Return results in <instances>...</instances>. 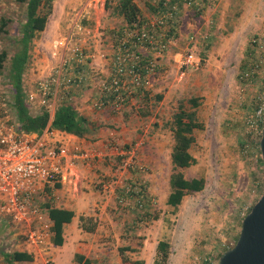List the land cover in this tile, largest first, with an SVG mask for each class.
<instances>
[{
	"label": "rangeland",
	"instance_id": "1",
	"mask_svg": "<svg viewBox=\"0 0 264 264\" xmlns=\"http://www.w3.org/2000/svg\"><path fill=\"white\" fill-rule=\"evenodd\" d=\"M117 1L93 0L83 14L84 0H50L51 13L46 30L42 31L43 37L41 32L30 44V60L22 76L23 89L28 90L41 77L35 74L32 61L48 50L44 49L45 43L53 51V41L64 34L73 19L86 27L87 34L81 35L85 34L84 48L88 52L109 50L112 36L126 26L112 11ZM159 1L132 0L138 9L137 21L151 18ZM201 1L203 7L212 2ZM227 2L226 23L222 22L217 30L213 21L209 24L207 19L198 24L192 21L187 9H182L184 22H180L177 37L160 62L159 79L153 81L148 99L124 108L117 114L115 123L101 125L102 129L118 132V137L123 139L116 145L119 149H135L140 168L132 170L139 173L157 163L166 180L171 172L168 153L172 146L168 123L179 102L190 97L198 99L196 118L202 129L193 132L194 141L189 149L194 164L182 173L187 180L203 179V189L183 196L175 211L165 207L151 213L166 214L163 224L170 228L167 235L172 241V264H217L218 254L234 245L241 220L262 193L260 136L250 135L245 126V118L254 107L252 99L258 93L259 81L241 90L237 76L259 55L254 49L255 42L264 48V0ZM24 10V0H0V50H6L9 57L24 20ZM192 34L193 43L187 46V37ZM208 34H211L209 38ZM39 38L44 42L37 45ZM188 48L193 61L191 66H184L182 57ZM57 55L49 54L50 62L56 64L60 58ZM5 91L0 75V94ZM157 96L161 98L157 100ZM111 157L112 164L118 168L120 157ZM36 201L41 206L44 204L39 199ZM27 230L26 225L17 224L0 213V250L13 251L14 242L29 245ZM0 264H3L1 256Z\"/></svg>",
	"mask_w": 264,
	"mask_h": 264
},
{
	"label": "built area",
	"instance_id": "2",
	"mask_svg": "<svg viewBox=\"0 0 264 264\" xmlns=\"http://www.w3.org/2000/svg\"><path fill=\"white\" fill-rule=\"evenodd\" d=\"M91 1L84 0L80 8L83 14ZM182 9L201 14L203 4L201 0L162 1L155 6L151 18L126 24L114 34L109 47L111 53L98 55L108 66L103 79L95 74L92 56L84 48L86 27L79 20H71L64 34L52 44L51 54H58L59 61L24 90L29 112L34 115L46 112L49 121L60 102L68 103L77 93L81 94L84 87L95 90L92 107L97 111L107 109L117 115L124 108L133 107L149 92L157 78L160 62L179 32ZM193 40L194 35H189L187 46L192 45ZM254 45L259 55L238 74L237 81L241 90L259 81L258 93L252 99L254 110L245 118V126L250 135L260 136L264 122V48L258 42ZM190 51L188 48L183 53L184 66H191ZM72 69H78L79 73L67 74ZM8 103L5 91L0 94V213L17 224L26 225V241L38 247L45 243L48 226L42 210L34 204L35 197L53 192L59 185L62 162L89 167L101 155L90 147L80 149L69 139L51 138L57 131L44 130L39 136L17 133ZM46 137L55 140L57 145L51 146ZM108 149L112 156L120 157L118 169L140 168L134 148L122 150L113 144ZM121 189V195L116 197L119 204L131 198L141 209L149 198L144 184L123 185Z\"/></svg>",
	"mask_w": 264,
	"mask_h": 264
},
{
	"label": "crops",
	"instance_id": "3",
	"mask_svg": "<svg viewBox=\"0 0 264 264\" xmlns=\"http://www.w3.org/2000/svg\"><path fill=\"white\" fill-rule=\"evenodd\" d=\"M227 7V0H212L204 7L202 15L193 18L192 21L198 24L208 20L210 24L213 21L217 30L218 27H221L222 22L226 23ZM184 17L183 14L181 17L183 22ZM210 35L208 34V38ZM41 36L43 37V32ZM42 42L44 41L39 38L36 43L40 45ZM45 47L44 49L48 50L42 51L38 59L32 61L35 74H40V76H45L55 65V61L50 62L48 57L52 53L49 43L48 45L45 43ZM100 53L109 55L111 51L95 50L90 53L92 68L97 77L103 79L108 66L104 60L98 57ZM77 70L72 69L66 73L74 75L79 73ZM149 96L147 93L142 99L146 101ZM95 98V90L91 87H84L81 94L77 93L72 100L66 103L72 106L87 122L97 127L91 137L79 139L55 132L51 138L69 139L80 149L93 148L99 152L101 158L89 167L81 163L69 166L62 162L59 185L53 192L39 194L34 199V204L35 202L38 204L36 200L39 199L53 208L72 213L70 221L62 225V243L59 246L51 244V224L42 210L44 204L42 203V206L38 204L48 226L45 243L35 247L26 244L21 246L14 242L13 251L26 252L32 256L30 262L14 264H131L135 261L141 264H152L159 241H166L169 244L170 254L167 264H172V241L171 237L169 238L167 235L170 228L163 224L166 214H151L155 209H172L165 205L169 175L166 176V180L163 179L160 173L163 169L157 163L150 168L151 170L146 167L148 171L144 170L139 173L134 170L125 172L114 167L111 162L112 153L108 147L113 144L118 145L123 139L118 137V132L115 130L106 127L102 129L101 125L115 123L118 120V115L107 109L100 111L93 109L92 101ZM51 138H47L50 145L56 146L57 143L53 142L55 140H50ZM168 163H170V159ZM128 184H144L146 187L149 198L141 209L135 205L131 198L123 204L117 202L116 197L121 195V187ZM170 215L174 216L175 213Z\"/></svg>",
	"mask_w": 264,
	"mask_h": 264
},
{
	"label": "trees",
	"instance_id": "4",
	"mask_svg": "<svg viewBox=\"0 0 264 264\" xmlns=\"http://www.w3.org/2000/svg\"><path fill=\"white\" fill-rule=\"evenodd\" d=\"M162 1L173 2L175 0H160L158 3ZM24 2V20L20 24L17 38L13 41V53L9 57L6 50H0V75L4 79L6 93L9 97V108L17 125L16 132L39 136L44 130H47L57 131L79 139L91 137L97 127L87 122L70 105L60 102L54 108L51 119L48 121L46 112L34 115L29 112L25 104L22 76L28 63L30 44L44 30L47 18L51 13V6L50 0H24ZM112 11L120 16L127 25L137 22L138 9L132 0H118ZM189 12L193 18H198L203 13V11L200 14L193 10ZM7 60L8 65L5 66ZM160 98L161 96L156 97L157 100ZM198 106L199 102L195 97H190L185 102H179L168 123L172 146L169 154L171 172L168 176V194L165 199V205L172 208V211H175L178 207L183 196L187 193L200 192L204 186L203 179L193 178L187 180L182 173L184 169L194 164V159L190 155L189 149L194 141L193 132L202 129V124L196 118ZM42 210L51 224V244L54 246L61 245L62 225L70 221L72 213L53 208L48 204H44ZM229 249L222 250L218 256ZM169 254V244L166 241H159L156 245L152 264H167ZM0 256L3 264L32 261V256L26 252L0 250ZM131 264L141 263L135 261Z\"/></svg>",
	"mask_w": 264,
	"mask_h": 264
},
{
	"label": "water",
	"instance_id": "5",
	"mask_svg": "<svg viewBox=\"0 0 264 264\" xmlns=\"http://www.w3.org/2000/svg\"><path fill=\"white\" fill-rule=\"evenodd\" d=\"M258 150L262 162V193L240 222L233 247L218 258L217 264H264V122Z\"/></svg>",
	"mask_w": 264,
	"mask_h": 264
}]
</instances>
